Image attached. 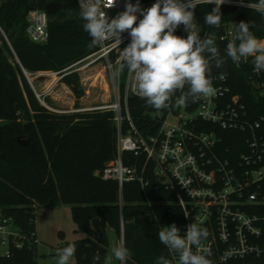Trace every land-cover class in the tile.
I'll list each match as a JSON object with an SVG mask.
<instances>
[{
  "label": "trees",
  "instance_id": "1",
  "mask_svg": "<svg viewBox=\"0 0 264 264\" xmlns=\"http://www.w3.org/2000/svg\"><path fill=\"white\" fill-rule=\"evenodd\" d=\"M52 2H62L63 8L48 15V41L35 44L26 32L28 14L33 9L46 11ZM212 9L211 5L195 9L201 38L209 32L216 36L222 32L205 23V15ZM221 13V23L254 21L255 27L250 30L264 39V16L256 10L223 7ZM83 25L77 0H0V27L11 45L0 32V121L6 122L0 126V221L10 220L18 233L9 237V256L3 254L0 238V264H37V205L56 202L72 207L76 232L85 234V238L72 243L76 246L77 264L105 261L109 247L107 226L120 235L119 185L95 176L116 155L115 113L53 111L41 103L25 76V72H60L94 53L97 46L89 47L91 37ZM175 34L187 36L179 28ZM63 79L78 92L76 74ZM227 86L230 96H240L251 119L264 117V71H255L253 58L242 60L239 66L232 63ZM129 109L143 135L155 134L159 123L151 113L158 110L148 106L145 99L135 97L129 99ZM262 131L264 134V125ZM20 136L29 139L27 147L17 142ZM220 136L223 153L228 150L237 158L245 150V134L221 131ZM152 174L150 166L147 177L152 183L146 189L147 197L138 182L125 183L123 187L125 247L130 252L126 264H156L160 256L171 259L158 233L173 223L182 224V210L174 194L163 188L154 191ZM136 209L142 212L132 214ZM250 211H264V205ZM96 218L101 231L92 226Z\"/></svg>",
  "mask_w": 264,
  "mask_h": 264
},
{
  "label": "built area",
  "instance_id": "2",
  "mask_svg": "<svg viewBox=\"0 0 264 264\" xmlns=\"http://www.w3.org/2000/svg\"><path fill=\"white\" fill-rule=\"evenodd\" d=\"M126 2L116 0L114 8L106 9L109 19L123 12ZM155 2L139 0L143 9ZM131 3L136 4L137 0H131ZM247 4L256 3L245 1V4H241L240 0H226L221 9H253ZM202 5L215 7L206 3L197 6ZM137 15L142 19L139 13ZM27 21L29 40L35 44H45L49 39L47 12L33 9ZM219 28L222 32L219 36L214 34V38L217 39V46L221 44L225 49L233 38L237 24L221 23ZM0 32L11 46L1 27ZM130 39L126 33L122 35L120 46L106 42L84 59L90 60L89 65L104 63L116 89L115 102L96 109L115 113L116 155L102 170L96 171L95 176L104 181H116L119 185L121 217L118 245L125 246L124 184L138 182L147 197L146 189L152 183L147 173L153 166L154 191L163 188L173 193L175 203L182 210V224L177 226L180 234L184 235L187 226L193 222L207 228L209 235L202 241L200 250L203 253L211 252L208 259L212 264H264V211H250L254 206L264 205V117L251 119L240 96H230L228 75L215 74L210 76L216 89L215 95L202 97L196 102L189 99L185 105H181L178 103L181 92L178 91L168 108L151 113L159 123L155 134L143 135L129 109L131 97L142 98L131 90L126 70L119 77L113 75L120 64V51L130 43ZM121 78L124 79L122 82ZM185 88L184 92H187ZM36 96L40 100L39 95ZM221 131L246 135L242 143L245 150L237 158L228 150L223 153ZM147 203L150 204V201ZM8 221L10 223V220L0 221L1 247L6 256H9V237L18 235L13 228L8 231ZM193 251H196L195 246ZM170 257L173 258L171 254Z\"/></svg>",
  "mask_w": 264,
  "mask_h": 264
},
{
  "label": "clouds",
  "instance_id": "3",
  "mask_svg": "<svg viewBox=\"0 0 264 264\" xmlns=\"http://www.w3.org/2000/svg\"><path fill=\"white\" fill-rule=\"evenodd\" d=\"M225 2L156 0L151 7L143 9L139 0L136 4L127 0L125 10L111 19L105 10L114 8L116 0H79V7L84 31L91 37L89 47L104 46L106 42L120 46L122 34L128 32L130 43L120 51V64L113 75L119 77L126 70L131 90L145 99L148 106L161 110L169 107L172 97L178 91L181 92L178 99L181 105H185L189 99L196 102L202 97L215 95L216 89L209 75L213 61L217 68H222L229 60L239 64L251 57L255 71H264V39L257 38L250 30L255 27L254 21H241L237 24L223 56L214 34H205L201 38L197 32L194 22L197 5H215L204 19L207 25L219 28L222 20L221 5ZM240 3L245 4V0H240ZM246 6L264 16V0ZM180 25L187 32L186 38L175 34ZM185 86L187 92H184ZM208 235L207 228L195 222L187 226L184 235L180 234L175 223L161 228L158 239L173 258L160 256L156 264H212L208 259L211 252L203 253L200 250L202 241ZM112 252L120 264H126L130 259L129 250L122 244L113 248ZM75 253L76 246L72 243L57 249V264H70Z\"/></svg>",
  "mask_w": 264,
  "mask_h": 264
},
{
  "label": "rangeland",
  "instance_id": "4",
  "mask_svg": "<svg viewBox=\"0 0 264 264\" xmlns=\"http://www.w3.org/2000/svg\"><path fill=\"white\" fill-rule=\"evenodd\" d=\"M178 28L184 30L183 25ZM89 62L90 60H84L67 72L28 74L32 79L33 91L39 95L41 103L58 113L93 111L113 104L116 89L112 75L104 63L89 65ZM71 74H76L78 77L77 93L63 79ZM123 80L121 78V82ZM45 99L48 102H45ZM5 124V121H0V126ZM71 209L70 205L56 202L35 207L37 264H57V249L65 247L66 243L85 238V234L76 232L77 227L72 220ZM12 227L13 224L10 222L8 231H11ZM106 234L109 247L107 257L102 264H120L112 252L113 248L118 246L119 235L110 226L106 227ZM70 264H77V259L73 257Z\"/></svg>",
  "mask_w": 264,
  "mask_h": 264
},
{
  "label": "water",
  "instance_id": "5",
  "mask_svg": "<svg viewBox=\"0 0 264 264\" xmlns=\"http://www.w3.org/2000/svg\"><path fill=\"white\" fill-rule=\"evenodd\" d=\"M62 8H63L62 2H52L49 5H47L46 12L48 15H53L56 12H58L59 10H61ZM218 49H219L222 56L225 55V49L223 48V46L221 44H219ZM231 65H232V62H230V60H229L225 63V65L222 68H217L215 66V62L213 61L210 64L211 71L209 72V75L210 76L215 75V74L228 75L230 70H231ZM25 76H26V79L28 81V84L33 89L32 82H31L30 78L28 77L27 72H25ZM17 142L24 147H27L29 145V139L26 136L19 137L17 139ZM141 212H142L141 210L136 209V210L132 211V214H138ZM92 226L95 230L101 231L100 220L98 218L93 220Z\"/></svg>",
  "mask_w": 264,
  "mask_h": 264
},
{
  "label": "bare ground",
  "instance_id": "6",
  "mask_svg": "<svg viewBox=\"0 0 264 264\" xmlns=\"http://www.w3.org/2000/svg\"><path fill=\"white\" fill-rule=\"evenodd\" d=\"M31 82H32V79L30 78Z\"/></svg>",
  "mask_w": 264,
  "mask_h": 264
}]
</instances>
